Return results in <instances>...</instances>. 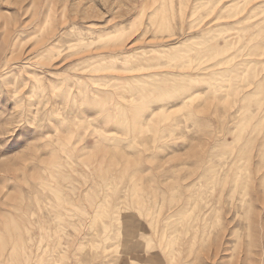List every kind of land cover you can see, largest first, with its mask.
Wrapping results in <instances>:
<instances>
[{
  "label": "rangeland",
  "instance_id": "374dc122",
  "mask_svg": "<svg viewBox=\"0 0 264 264\" xmlns=\"http://www.w3.org/2000/svg\"><path fill=\"white\" fill-rule=\"evenodd\" d=\"M154 1L0 0V38L18 18L16 53L22 57L10 61L4 57L10 50L0 46V264H70L75 256L85 264H151L149 206L170 230L209 206L206 221L214 226L236 217L241 239H226L218 264L241 250L242 264H264V113L242 120L264 109V56H258L264 51V0H189L184 14L174 0L173 10L157 16L149 9ZM142 6L147 9L140 15ZM156 21H163L158 29ZM194 22L199 25L190 29ZM51 25L57 26L52 38L61 36L52 63L36 57L34 48ZM120 25L127 29L125 50L148 57L195 37L187 53L160 57L162 67L134 73L113 68L110 60L98 65L101 71H94L97 65L83 71L79 65L90 61L63 60L72 49L112 43L98 36ZM227 43L234 47L226 49ZM216 49H225L220 63ZM138 58L115 66L152 62ZM62 76L68 81L54 82ZM252 81L259 85L249 86ZM186 89L190 97L182 100ZM233 158H243L240 166L255 175L235 190L236 169L225 180L214 175ZM232 195L236 208L229 211ZM185 209L191 214L182 219ZM257 213L262 229H247ZM123 220L136 228V256L119 246ZM104 223L109 239L99 236ZM154 251L165 263L160 247Z\"/></svg>",
  "mask_w": 264,
  "mask_h": 264
},
{
  "label": "bare ground",
  "instance_id": "6f19581e",
  "mask_svg": "<svg viewBox=\"0 0 264 264\" xmlns=\"http://www.w3.org/2000/svg\"><path fill=\"white\" fill-rule=\"evenodd\" d=\"M185 1H189V0H180V5H181L180 10H181V12L183 14L185 13L186 8H187V6H185V3H186ZM218 1L219 0H217V2ZM249 1H247V2H249ZM221 2H223V1H221ZM203 4H204V2H203ZM207 4H209V3H207ZM174 5H175L174 0H155L153 2V4H152V7H150L149 9H152V15L157 16L160 13H165L168 10H173ZM201 5H202V3H201ZM199 6H196L194 8L195 9H198ZM228 7H226V8H228ZM236 7H239V6L236 5ZM201 8H202V6H201ZM203 8L206 9V6L203 7ZM146 9H147L146 6L140 7L139 14L140 15L143 14L144 11H146ZM195 9L191 10V12L194 11ZM201 11H202V9H201ZM213 11H215V10H213ZM216 11H217V9H216ZM219 11L221 12V10H219ZM236 11H237V9H236ZM235 15H237V14H234L233 16H235ZM217 17L218 18H221V15H219ZM66 22H67V20H64L63 23H66ZM182 23H183V21H182ZM162 24H163V21L152 22V26H155L157 29L160 28L158 26H161ZM198 25L199 24H195V22H194V23L190 24L189 28L190 29H193V28H196ZM20 26H21V24H20L18 18L15 20V23L14 24H12V25L6 24V27L4 29V34L0 38V46L3 48V51H5V50L7 51V49L10 50V52L7 53L9 55H4V57H6L10 61L11 60H14V59H19L21 57L20 54L16 53L17 52L16 45L19 42V35L18 34L15 35V32L18 31V28ZM50 27L51 28L48 30L49 32H48L47 35L42 34V35H40L35 40L34 48H37V50L39 51V52H36V53H38L37 55L35 54L36 57L37 56H41V58L43 57V58L47 59V61L49 60L52 63L53 60L55 59V57H57V55L58 56L60 55V52H61V50H60L61 49V44L59 42H57V41H59L61 39V36L55 37L56 39L55 38H52L56 34L57 26H52L51 25ZM114 28H115L114 30L104 31V32L100 33L99 36H98L101 39H103V37H107V36L108 37H111L112 43H109V44L108 43H105L104 45L103 44L97 45V47L96 48H93V49L91 48V44H92L91 43V44H88L87 45L91 49H87V50H84L85 48L83 46L81 48L75 49V51L72 49V53L70 55H66V57L63 58V60H66L68 57L69 58L70 57H75L77 60L90 61L87 65H83V64L82 65L81 64L79 65V66H81V69H84L83 71H87V69H89L91 67V65H97L95 67L93 66L94 67V71H101V70H103V68H101L99 66H101L103 63H106V61H109L110 60L113 63L112 66L114 65L113 68H117V70L120 69L121 71H124V72L129 73V72H133V71L141 70V69L143 70V69H147V68L148 69L154 68V67L156 68L158 66H161L162 67L163 63H161V62L158 61V59L160 57H169V58H171V60L174 59V58H176V57H180L184 52L187 53V51L189 49H191L190 47L192 46L191 45L192 39L195 37L194 36L193 38H190L188 40L182 41L181 43L176 44L175 46L170 47V48H166V49H162V50L153 49L152 50L153 52L151 54L149 52V57H148V53L147 52H142V53H136L135 52V53H131L133 50L132 51H128L127 49H126L127 50L126 51L125 48L127 46H126L125 42L122 40V38L125 35L126 30H127L126 29V26L125 25H122V26L120 25V26L114 27ZM181 28L184 29V26H182ZM82 31H75V34H77L79 38L80 37L81 38H84L83 37V34L85 32H82ZM59 32H57V33H59ZM68 32H69V30H68ZM87 32L92 33V31L91 30L89 31V29H88ZM70 33H72V32H70ZM108 45H110V46H108ZM228 46H230V48L231 47H234L232 43H227L226 46H225V48L228 49ZM73 47H75V46H73ZM242 48H244V46ZM261 50L259 52H261ZM223 51H225V49H216V51H214L215 58L219 57V60L217 61L218 63H220L221 57H224L225 56V55H223L224 53H220V52H223ZM253 54H251V55H253ZM257 54H258V52H257ZM261 55L264 56V51L263 50H262L261 53H259L258 56L260 57ZM4 57H2V54H0V60H2ZM32 57H33V55H32ZM138 57L148 58L146 60H152V62H149L146 65L141 64V65H138V66H124L122 68H118L117 66H115V61H118L119 59H121L125 64H130V63L133 64L132 62L135 61L134 59H137ZM8 60H6V62ZM22 60H21V62H22ZM24 60H26V59H24ZM155 60H157V61L154 62ZM24 63L25 62H23V64ZM29 64H31V63H29ZM206 64H208V63H206ZM164 66H165V64H164ZM167 66H169V65H167ZM74 68H76V67H74ZM107 68H109V67H107ZM194 68H195V66H194ZM206 68H209V67H206ZM204 70H206V69H204ZM165 71H166V69H165ZM185 72H187V71H185ZM36 75L38 76V81L43 83L44 81H43V78L40 76V74L38 73ZM68 78H69V76H62V77L54 80V82H56V83L57 82H60L61 84H63V83H65V82L68 81ZM51 79H52V77H51ZM80 80H81V78H78V85L81 82ZM200 80H201V78H200ZM251 85H253L256 88L259 84H256V82L252 81V83H250L249 86H251ZM71 86L72 85H66V87H67V91L66 92L70 96H72ZM79 88H81V86ZM55 89H56V87H55ZM260 90H261V86H260V89L258 91H256L254 94L255 95L261 94V91ZM189 91L190 90L186 89L184 92H182L179 95V97L182 100H186L188 97H190ZM242 98L244 100V97H242ZM237 101L238 100L234 101V103L237 102ZM261 103L262 102H260V104ZM257 110H258L257 113H255V114L254 113H250V115H248V116L245 115V117H242V120L243 121L245 120L246 122H251L255 118L256 114L258 115V114H263L264 113V109L261 107V105H260V108L257 109ZM263 116H264V114L262 115V117ZM261 119H262V121H264V117L261 118ZM136 122H137V120H136ZM237 141H239V136L237 138ZM246 144H247V142H245V145ZM260 154H261V149L258 150V155H260ZM242 161H243V158H239V159L233 158V159H231V162H229V163L225 162L224 164L218 166L219 169L217 168V170L214 173V175L218 179H220L219 178L220 176L221 177L223 176L224 177L223 180H225V179L228 178V176L230 175V173L234 169H236V172L233 174V179H231L232 182L235 183L234 185H236V187L234 188V190L237 189L238 185L240 184V181L246 180L245 181V184L248 185V182L247 181L248 180H252L253 181L255 179V175H254L252 169L249 166H247L246 168L243 167V166H240L241 163H242ZM214 170H215V168H214ZM243 174H245V176H246L245 179H244V175ZM234 200H235L234 199V196L232 195V201L229 204L230 205L229 211L230 210L232 211V210H234L236 208L235 207V203H234L235 201ZM211 208H212V206H209V208L207 210H204V211H201L200 210L196 214L195 219H191V220L188 219V221L181 222V225H180L181 227L180 228H176L174 230H170L169 227H167V224L165 222H163V224L161 226V219H160L159 215H153L152 212H151V210H150V206H149V217H150L149 225L152 227V236H153V237L151 236L149 238V242H148V247H149V261H151V264H218V260H219L220 254L223 253V251H224V245L226 243L225 242L226 239L229 236H232V235H236V236H238L239 239H241V236L237 233L236 226H234V224H233L234 221H235V219H236V217L233 219V221H230V222H228V221L220 222L219 224H217L219 227H217V225L214 226L211 223H208L206 221V216L209 213V210ZM189 211H190V209L181 210V212H180V214L182 216L181 218L183 219L184 217H187L188 215H190L191 212H189ZM217 213H218L217 217L219 219L222 218L220 209L217 210ZM107 215H110V214L108 213ZM114 218H115V216H114ZM247 219H251L250 218V214H248V218ZM255 219H256L255 220L256 223H255L254 220L253 221L251 220V222L248 223L247 229L251 230L253 224H255L257 227L260 226L259 227L260 230L262 229V225L259 222L260 219H261V213H259V214L257 213ZM103 226L105 227V230L102 233H100L99 236L101 238H103V239H109L110 238V234L108 233V229H109L108 228V225H106L104 223ZM135 231H136V228L132 224H130L128 221H124V220L122 222H120V226H119V228L117 230L118 237L121 239V244L119 246L120 247H126V248H128L130 250V253L133 254L134 256H136V254H137L136 253V249L139 246V245L133 244L132 241H131L133 234H135ZM250 235L251 234L249 233L248 236H250ZM156 246L160 247V249L162 250V253L165 256V260H166L165 263H164L162 257L159 256V255H157L155 253L154 249H155ZM241 253H244V250L239 251L237 257L232 256L231 257V260H230V262L228 264H242V262L244 260H243V257L241 256ZM248 253H251V250L250 249H248L247 254ZM70 264H85V263L78 256H75L73 258V261ZM219 264H221V263H219Z\"/></svg>",
  "mask_w": 264,
  "mask_h": 264
}]
</instances>
